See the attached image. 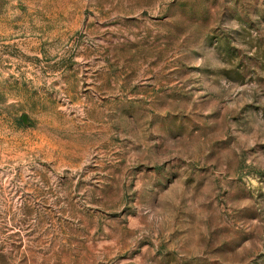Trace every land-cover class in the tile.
<instances>
[{"label": "rangeland", "instance_id": "obj_1", "mask_svg": "<svg viewBox=\"0 0 264 264\" xmlns=\"http://www.w3.org/2000/svg\"><path fill=\"white\" fill-rule=\"evenodd\" d=\"M0 264H264V0H0Z\"/></svg>", "mask_w": 264, "mask_h": 264}, {"label": "water", "instance_id": "obj_2", "mask_svg": "<svg viewBox=\"0 0 264 264\" xmlns=\"http://www.w3.org/2000/svg\"><path fill=\"white\" fill-rule=\"evenodd\" d=\"M23 122H24V124H26V122H27L26 116H23Z\"/></svg>", "mask_w": 264, "mask_h": 264}]
</instances>
